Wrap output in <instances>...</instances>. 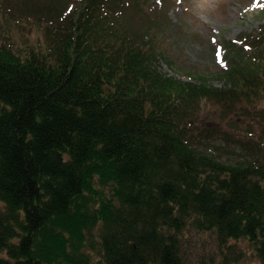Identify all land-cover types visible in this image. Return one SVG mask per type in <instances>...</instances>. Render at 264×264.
Wrapping results in <instances>:
<instances>
[{
    "label": "trees",
    "instance_id": "16d2710c",
    "mask_svg": "<svg viewBox=\"0 0 264 264\" xmlns=\"http://www.w3.org/2000/svg\"><path fill=\"white\" fill-rule=\"evenodd\" d=\"M61 1L43 46L0 39V264H190L189 228L246 238L264 264V156L227 163L194 132L206 101L264 99V5L215 74L172 75L154 26L132 23L150 0Z\"/></svg>",
    "mask_w": 264,
    "mask_h": 264
},
{
    "label": "rangeland",
    "instance_id": "374dc122",
    "mask_svg": "<svg viewBox=\"0 0 264 264\" xmlns=\"http://www.w3.org/2000/svg\"><path fill=\"white\" fill-rule=\"evenodd\" d=\"M150 1V11L133 16L132 23L142 28L154 26L164 55L161 70L172 75L215 74L223 64L222 43L259 30L262 25L259 10L264 0ZM59 2L63 1L0 0V39L23 53L43 46L47 42L48 15L54 12L58 17L63 11ZM214 84L222 87L224 81L214 78ZM261 109L264 99L251 106L250 113H242L238 107L221 114L218 104L206 101L194 126L195 143L232 164L264 156ZM106 191L110 194V187ZM183 243L190 264H221L226 256L229 264H263L246 238L229 239L222 245L216 232L189 228L183 234Z\"/></svg>",
    "mask_w": 264,
    "mask_h": 264
}]
</instances>
